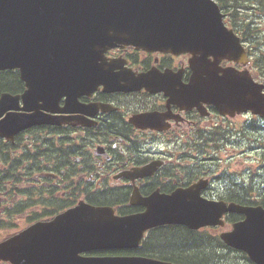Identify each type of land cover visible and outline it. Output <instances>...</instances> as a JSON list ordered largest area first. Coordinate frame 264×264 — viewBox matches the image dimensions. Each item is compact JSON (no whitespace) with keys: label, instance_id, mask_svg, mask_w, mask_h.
<instances>
[{"label":"flooded vegetation","instance_id":"flooded-vegetation-1","mask_svg":"<svg viewBox=\"0 0 264 264\" xmlns=\"http://www.w3.org/2000/svg\"><path fill=\"white\" fill-rule=\"evenodd\" d=\"M256 49L252 47L249 69L264 86ZM259 54L264 57L263 51ZM190 61V55L111 48L103 63L118 84L112 87L120 89L106 91L111 86L99 84L94 91L76 92L73 102L59 93L61 87L52 86L51 97L50 92L34 96L18 71L0 72L5 83L0 87H7L0 98L12 95V114L38 112L69 122L31 126L12 141L0 137V217L12 210V218L26 227L50 222L81 204L110 207L115 216L127 217L146 210L137 202L156 195L159 203L161 196L177 190L197 200L264 211V117L250 110L223 115L212 105L194 103L191 93H183L192 76ZM220 65L241 69L226 61ZM149 73L158 84L145 87L141 78ZM222 220V225L198 230L180 228L219 237L243 222L245 214L228 211ZM162 231L161 226L147 230L138 250L149 244L164 255L172 236L161 241ZM178 234L191 249L196 245L193 234ZM130 250L136 249H102L82 256Z\"/></svg>","mask_w":264,"mask_h":264},{"label":"water","instance_id":"water-1","mask_svg":"<svg viewBox=\"0 0 264 264\" xmlns=\"http://www.w3.org/2000/svg\"><path fill=\"white\" fill-rule=\"evenodd\" d=\"M213 0H0V70L18 69L29 87L62 80L68 98L93 90L102 73L101 55L114 43L146 50L192 55L191 90L220 112L234 104L238 112L264 116V86L248 70L221 68L222 60L247 62L240 38L223 22ZM213 59V62L210 61ZM209 60V62H207ZM74 93V94H73ZM10 95L0 98V115L12 109ZM51 97V94H50ZM60 125L50 117H17L0 121V136L12 139L34 125ZM172 198L137 202L142 214L117 217L105 208L84 205L50 223H37L0 244V261L10 264H174L144 256L84 257L102 249H136L144 233L167 224L199 229L219 223L217 204ZM152 199V198H151ZM170 200H175L172 202ZM246 218L221 238L244 251L255 264H264V211L246 209ZM222 224V223H221Z\"/></svg>","mask_w":264,"mask_h":264},{"label":"trees","instance_id":"trees-1","mask_svg":"<svg viewBox=\"0 0 264 264\" xmlns=\"http://www.w3.org/2000/svg\"><path fill=\"white\" fill-rule=\"evenodd\" d=\"M216 2L218 3L220 9L227 15L225 20L226 24L229 27L234 28L235 32L241 36L243 42H245L247 45L249 53H251L252 47H257L256 50L258 53L255 57V61L256 65L260 66L264 62V57L259 54L261 50L260 45L263 43V36L262 30L257 20L264 18V0H216ZM256 23L257 25H255ZM0 84L5 85V83H2L1 80ZM6 88L7 87H0V90ZM10 214H12V210L8 212V215ZM11 220L12 219H7L6 221L2 220L0 223V228L11 229ZM164 229L165 231H162V238L159 240L168 241V239L172 236V239H170L171 242L168 245L169 249L166 247L164 249L163 247L162 253L164 255L159 256L157 252L158 247L156 246V249L153 252V245L149 244H146L149 246V248H144L145 251L139 250L136 251L135 254L142 255L146 253L147 255H151L154 258L167 259L177 264H220L219 259L223 261L222 256H219L216 251H209L205 243L200 241V234L186 231L176 226H169ZM180 232H184L186 236L191 234L194 235L196 239V245L192 249L187 246L186 243L180 247L182 239L184 240V237L178 234ZM151 237L153 236L151 235ZM237 261V264H252L244 255Z\"/></svg>","mask_w":264,"mask_h":264},{"label":"rangeland","instance_id":"rangeland-1","mask_svg":"<svg viewBox=\"0 0 264 264\" xmlns=\"http://www.w3.org/2000/svg\"><path fill=\"white\" fill-rule=\"evenodd\" d=\"M258 15V14H257ZM257 22L260 25V28L262 29V32H264V18H260L257 20ZM11 231H8V233H10ZM184 242L183 239L180 243V247L183 246ZM219 256H224V261H222L221 259H219L220 264H237V260L240 259L239 254L235 253V252H231V251H224L221 252L219 251Z\"/></svg>","mask_w":264,"mask_h":264},{"label":"bare ground","instance_id":"bare-ground-1","mask_svg":"<svg viewBox=\"0 0 264 264\" xmlns=\"http://www.w3.org/2000/svg\"><path fill=\"white\" fill-rule=\"evenodd\" d=\"M170 257V256H169Z\"/></svg>","mask_w":264,"mask_h":264}]
</instances>
